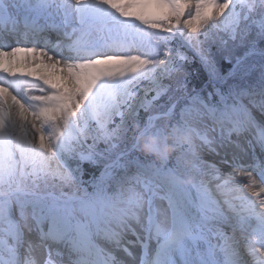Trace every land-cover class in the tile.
<instances>
[{
	"label": "snow or ice",
	"instance_id": "6c2138e0",
	"mask_svg": "<svg viewBox=\"0 0 264 264\" xmlns=\"http://www.w3.org/2000/svg\"><path fill=\"white\" fill-rule=\"evenodd\" d=\"M0 264H264V0H0Z\"/></svg>",
	"mask_w": 264,
	"mask_h": 264
},
{
	"label": "trees",
	"instance_id": "16d2710c",
	"mask_svg": "<svg viewBox=\"0 0 264 264\" xmlns=\"http://www.w3.org/2000/svg\"><path fill=\"white\" fill-rule=\"evenodd\" d=\"M194 67H195V65H194Z\"/></svg>",
	"mask_w": 264,
	"mask_h": 264
}]
</instances>
